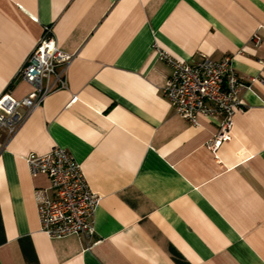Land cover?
Wrapping results in <instances>:
<instances>
[{"label":"crops","instance_id":"1","mask_svg":"<svg viewBox=\"0 0 264 264\" xmlns=\"http://www.w3.org/2000/svg\"><path fill=\"white\" fill-rule=\"evenodd\" d=\"M45 25L75 57L68 89L5 145L0 131V264H264V0H0L3 113L33 96L17 73ZM158 48L233 56L244 108L228 140L211 148L217 119L174 113ZM55 146L100 197L89 235L41 229L50 182L24 155Z\"/></svg>","mask_w":264,"mask_h":264},{"label":"built area","instance_id":"2","mask_svg":"<svg viewBox=\"0 0 264 264\" xmlns=\"http://www.w3.org/2000/svg\"><path fill=\"white\" fill-rule=\"evenodd\" d=\"M251 42L258 45L260 37L254 34ZM157 56L171 68L162 92L174 113L190 123H196L198 115L217 119L218 131L209 142L211 148L228 140L233 115L244 108L240 96L243 83L231 65L233 56L212 60L203 55L197 60H182L159 48ZM74 57L75 54L58 48L52 27L45 25L41 38L17 73L20 80L33 87V96L16 101L9 113L0 111V131L6 132L4 145L49 94L68 89L66 72ZM24 159L31 176L45 174L50 182L51 194L37 205L42 231L49 237L91 234L100 197L91 191L81 164L60 146L41 155L30 152Z\"/></svg>","mask_w":264,"mask_h":264}]
</instances>
